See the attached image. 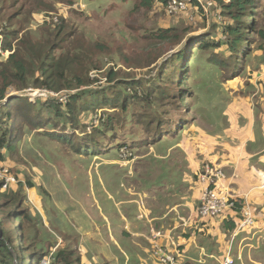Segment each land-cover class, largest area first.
I'll return each mask as SVG.
<instances>
[{
	"label": "rangeland",
	"instance_id": "rangeland-1",
	"mask_svg": "<svg viewBox=\"0 0 264 264\" xmlns=\"http://www.w3.org/2000/svg\"><path fill=\"white\" fill-rule=\"evenodd\" d=\"M12 1L2 0L1 6L6 11L0 17V23H8V17L12 13L23 9V13L13 20L15 26L21 28L23 33L36 34L37 29L46 22H57L62 18L69 31L83 34L91 44L105 46V51L97 54L99 60L103 61L102 73L105 76L108 70L113 69L118 75L117 80L138 82L132 88L122 87L120 94L125 91L138 99H130L128 113L117 122L107 138L97 139L104 148L103 153L81 154L79 149L72 146L78 141V137L81 139L85 134L106 131L102 122V110L93 117L84 115L82 122L87 123L85 127L68 126L65 133L70 135V142H62L49 136L50 133H59V127L56 130L51 129L52 127L43 129L44 127L33 123L27 124L18 136L20 140L14 153L3 152L4 161L1 163L11 166L19 181L18 185L7 190L13 189L8 194L9 199L16 201L25 195L26 205L34 207L36 204L46 203L52 209L54 216L49 218L45 214L43 220L47 226L49 222L50 227L47 233L43 232L41 235L54 242L60 238L69 240L73 232L76 235H86L87 229L98 235L96 226L105 227L108 221L119 225L121 221L117 218L114 202L117 203V188L121 186V197L133 201H139L140 197H143L140 200L146 201L145 197H148L146 202L149 208L159 206L154 196L163 193L166 187V192L172 191L173 201L188 197L191 194L188 186L179 190L177 185L183 177L188 176L185 173L193 172L187 156L176 145L183 142L182 135L187 138L186 134L191 126L197 123L203 125V129L209 130L211 127L213 131L219 126V130L224 132V127L230 124L228 119L231 111L228 105L236 95L243 94L242 86L249 87L256 60L261 52L264 54L261 51L264 39L259 34L253 36L255 39L250 44L249 51L229 53L228 56L223 54L229 52L224 50L225 47L199 49L194 43L196 40H190L193 36L205 40L220 38L226 33L225 27L229 22L224 7L229 0H210L212 6L204 15L190 5L174 15L158 6L152 10L132 12L130 4L122 5L117 0H22L19 6L8 10ZM259 1L254 15L258 19L257 29L264 30V0ZM249 20L247 23H252ZM170 28L183 35L180 44L151 42L147 38L149 32ZM213 59L215 62H212ZM233 80L235 82L232 84ZM103 83L105 79H102L101 84ZM153 85L156 87H151ZM159 87L162 88L158 90ZM250 87L252 91L246 97H250L255 109L262 107L264 88H257L255 85V88L252 85ZM113 88L115 86L107 83L104 87L105 90ZM28 90L17 92L11 89L9 95L18 93L21 95L17 97L26 98L30 102ZM119 91L117 84V91L114 89L113 92ZM254 91L256 92L253 93ZM54 95L67 102L65 93ZM6 107L4 104L0 111ZM242 114L246 121V113ZM158 120L163 122L162 128L174 131V134L160 137L155 127V121ZM187 153L190 154V150ZM184 157L186 167L183 164ZM29 183H33L36 189L24 190ZM237 187V184L234 185V188ZM35 190L40 191L39 195ZM4 203L5 199L0 196V205ZM193 203L197 204V201L193 200ZM197 206L198 204L196 209ZM34 210L36 211L35 208ZM157 210L159 214L165 208ZM39 211H44L43 207ZM137 214L134 209L129 219L132 223L139 221ZM216 219H226V216ZM55 220L58 229L54 228ZM100 234L106 235L107 232L101 228ZM261 238L262 236L259 237ZM62 242L61 240L58 247L64 246ZM19 247L20 244L16 249H20ZM236 252L237 245L233 246L234 257ZM215 258L207 259L208 264H218V259L216 256ZM108 259L112 261V258ZM92 263L93 260H90V264Z\"/></svg>",
	"mask_w": 264,
	"mask_h": 264
},
{
	"label": "trees",
	"instance_id": "trees-1",
	"mask_svg": "<svg viewBox=\"0 0 264 264\" xmlns=\"http://www.w3.org/2000/svg\"><path fill=\"white\" fill-rule=\"evenodd\" d=\"M16 1L11 2L8 10H13L23 2L22 0ZM117 1L122 2V5L130 4L129 9L132 12L142 9L152 10L156 6L165 9L168 3V0ZM259 2V0H229L224 7L229 22V25L225 27L226 33L220 38L205 40L193 36L190 40H196L194 43L199 49L213 50L225 47L224 50L229 52L223 53L224 56H228L229 53L241 54L245 50L249 51L255 34H259L264 39V30L257 29L258 19L254 15ZM1 3L2 0H0V17L6 11ZM194 3L191 4L192 7H196ZM22 13L23 9L12 13L8 17V23H0V101L6 98L11 89L17 92L35 89L47 90L56 94L65 93L67 102L56 97L41 98L35 103L23 97L11 98L6 105L7 109L0 111V163L4 161V151L14 153L16 144L20 140L18 136L27 124L34 123L44 127L43 129L52 127L51 129L56 130L59 127V133H50L49 136L62 142H70V135L65 133L68 126L85 127L87 123L82 122L84 121L82 117L84 115L93 117L100 110L103 111L102 122L106 131H95L93 135L85 134L81 139L78 137L76 146L75 144L72 146L79 149L81 154L103 153L104 148L97 139L107 138L109 132L117 126V122L119 123L123 115L128 113L131 105L130 99H138L125 91L120 94L122 87L132 88L138 82L117 80L118 75L113 69L108 70L105 76L102 73L103 61L97 57V54L105 51V46L91 44L83 34L69 31L62 18L57 22H46L37 29L36 34L23 33V30L15 26L13 22ZM249 19L252 23H247ZM182 36L178 30L170 28L149 32L147 38L151 42L179 43L183 41ZM219 41H221L220 45H217ZM212 62H215V59ZM102 79H105L103 84H101ZM106 83L115 88L105 90ZM117 84L120 91L114 93V89L117 91ZM151 87H156V85ZM160 88L162 87L158 90ZM117 114H119L118 117ZM12 123L15 125L12 126ZM162 123L160 120L155 121L160 137L174 134V131L169 132L167 128H162ZM2 184L3 182L0 181V196L5 199V203L0 205V264H41V260L50 255H52L51 264H81L80 254L76 250L69 247L59 248L58 243L50 240L47 243L42 240L41 233H47L48 230L44 227L39 213L37 212L38 215L34 216L31 207L26 205L25 195L16 201L15 199L10 200L8 194L13 189L5 192L2 190ZM27 186L28 188L24 190L36 187L33 183ZM12 206L14 207L10 209ZM44 206L49 218L54 216L50 206L46 203ZM240 207L238 205L236 211L233 212L234 217L230 214L229 218L225 219L227 220L225 224L232 232L238 226ZM9 224L12 226L9 227ZM17 238H19L18 241ZM18 244H20V249H16ZM47 244L50 245L48 250L45 248Z\"/></svg>",
	"mask_w": 264,
	"mask_h": 264
},
{
	"label": "crops",
	"instance_id": "crops-1",
	"mask_svg": "<svg viewBox=\"0 0 264 264\" xmlns=\"http://www.w3.org/2000/svg\"><path fill=\"white\" fill-rule=\"evenodd\" d=\"M263 49L264 47L261 51H264ZM263 61L264 54L261 52L251 75L252 88H255L254 85L260 87L259 82L264 79ZM250 85L242 86L243 94L236 95L228 105L231 111V117L228 119L230 124L224 127V132L214 124L213 131L211 127L209 130L203 129V125L197 123L191 126L186 134L187 138L182 135L183 142L176 145L187 156L193 172L187 174L186 168L187 173L184 175L188 176L183 177L177 185L179 190L188 186L191 191L188 197L182 198L181 201L175 200V203L171 199L172 191L166 192V187L163 193L154 196L159 206L149 208L146 202L148 197H145L146 201L140 200L143 197H140L139 201L121 197V186L117 188V203L114 202L117 218L121 223L114 225L108 221L105 227L96 226L98 235L92 234L90 229H87V234L83 236L73 232L69 240L60 238L64 246L59 248L69 247L76 250L80 254L81 264H90V260H93L92 264H159L155 255L157 246L163 249L170 247L173 251L177 249L178 259L182 264H208L207 259H216L215 256L217 263L223 264L233 232L228 229L225 219H199L196 205L208 186L203 174L207 168H211L222 170L226 175V179L219 183L221 191L233 194L239 200L247 201L254 208L264 212V105L255 109L250 97H246L248 92L252 91ZM242 112L246 113V121ZM188 150L190 154L187 153ZM183 164L186 167L185 157ZM236 184L238 187L234 188ZM35 191L40 193L39 190ZM109 199L113 200L111 197ZM193 200L197 201V204H194ZM42 204H36L31 209L34 216L39 213L44 220L47 213L44 203ZM42 207L44 211H39ZM129 208L132 210H128ZM164 208V211L157 214V209ZM134 209L138 212L139 221L132 223L129 219ZM230 214L233 217L235 215L231 211L226 212L228 218ZM56 223V220L53 221L54 228L58 229ZM64 224L66 226L65 222ZM43 225L47 230L50 227L49 222L48 226L44 223ZM258 227L264 229V218L259 221ZM101 228L107 232L106 235L100 234ZM68 231L71 232L69 229ZM156 232H161V237L156 238ZM260 236L261 239L258 235L253 238L247 234L237 237L234 244L237 245L234 257L236 264H264V231ZM41 238L49 243V237L41 235ZM60 239L54 241L58 243L57 246H60ZM49 247L47 244L45 248L48 250ZM108 258H112V261H108Z\"/></svg>",
	"mask_w": 264,
	"mask_h": 264
},
{
	"label": "built area",
	"instance_id": "built-area-1",
	"mask_svg": "<svg viewBox=\"0 0 264 264\" xmlns=\"http://www.w3.org/2000/svg\"><path fill=\"white\" fill-rule=\"evenodd\" d=\"M196 2V4L194 3ZM210 0H168L167 12L171 15L178 14L179 12L186 10L192 3L196 5L203 15L212 6ZM259 86L264 88V79L259 82ZM27 91V90H25ZM10 92V91H9ZM3 101H0V110L4 104H8L10 97H17L21 94L14 93L9 95ZM29 96L31 97L30 102L35 103L41 98L55 97L53 92L47 90H28ZM3 105H2V104ZM203 178L207 181V189L202 194L196 214L201 220L205 219H216L226 216L227 211L235 212L238 205H240V212L237 219V229L232 233L231 241L227 247L224 255L223 264H236L233 256V246L238 236L241 234L251 235L253 238L263 233L264 229H259L258 224L261 219L264 218V212L262 209L254 208L247 201H241L236 198L233 194L225 193L221 191L219 183L226 179V175L222 170H214L207 168ZM0 181L3 182L2 190L7 191L15 185H18L19 181L15 174L12 172V167L9 165H3L0 163ZM227 217V216H226ZM161 232H156L155 237H161ZM258 237V238H259ZM156 257L159 264H182L178 259L179 252L175 249L174 253L168 249H163L157 246ZM52 255L45 257L41 260V264H51Z\"/></svg>",
	"mask_w": 264,
	"mask_h": 264
},
{
	"label": "water",
	"instance_id": "water-1",
	"mask_svg": "<svg viewBox=\"0 0 264 264\" xmlns=\"http://www.w3.org/2000/svg\"><path fill=\"white\" fill-rule=\"evenodd\" d=\"M11 98H13V97H10L9 100H10Z\"/></svg>",
	"mask_w": 264,
	"mask_h": 264
}]
</instances>
